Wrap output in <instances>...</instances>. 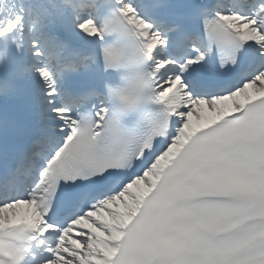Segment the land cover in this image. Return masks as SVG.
<instances>
[{"label":"snow or ice","instance_id":"obj_1","mask_svg":"<svg viewBox=\"0 0 264 264\" xmlns=\"http://www.w3.org/2000/svg\"><path fill=\"white\" fill-rule=\"evenodd\" d=\"M0 264H264V0H0Z\"/></svg>","mask_w":264,"mask_h":264}]
</instances>
